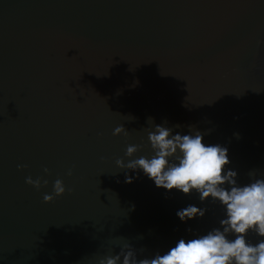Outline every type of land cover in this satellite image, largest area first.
Segmentation results:
<instances>
[{"label":"water","instance_id":"obj_1","mask_svg":"<svg viewBox=\"0 0 264 264\" xmlns=\"http://www.w3.org/2000/svg\"><path fill=\"white\" fill-rule=\"evenodd\" d=\"M150 118L227 147L239 183L264 177V0H0V264L145 258L219 227L211 198L117 167L129 144L150 155ZM188 204L206 215L181 222Z\"/></svg>","mask_w":264,"mask_h":264},{"label":"clouds","instance_id":"obj_2","mask_svg":"<svg viewBox=\"0 0 264 264\" xmlns=\"http://www.w3.org/2000/svg\"><path fill=\"white\" fill-rule=\"evenodd\" d=\"M149 124L150 155L137 156L141 146L129 144L125 152L127 162L117 160V167L137 174L142 172L157 188L168 192L196 193L201 203L211 198L222 206L225 218L220 220L219 227L206 234L182 237L167 251L145 258H138L137 249L131 244L116 243L114 247L119 251L100 257L97 264H264V177L253 171L249 173L250 181L241 184L237 171L228 167L227 147L206 144L205 134L194 129L181 134L167 123L154 124L150 118ZM113 135L127 136L128 131L123 125L117 126ZM44 172L48 174L49 170L45 168ZM125 182L132 184L133 177L126 174ZM26 183L40 190L48 181L29 176ZM66 192L64 181L58 178L53 184V193H46L43 199L51 203ZM206 212V208L188 204L177 210L176 215L187 223L203 218ZM249 233H255L258 242H250Z\"/></svg>","mask_w":264,"mask_h":264}]
</instances>
